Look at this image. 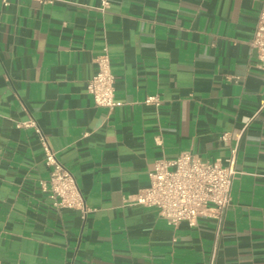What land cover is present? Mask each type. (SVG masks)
I'll return each mask as SVG.
<instances>
[{
  "label": "crops",
  "instance_id": "crops-1",
  "mask_svg": "<svg viewBox=\"0 0 264 264\" xmlns=\"http://www.w3.org/2000/svg\"><path fill=\"white\" fill-rule=\"evenodd\" d=\"M264 0H0V261L210 264L216 221L132 204L156 160L238 149L216 264H264ZM107 49L113 109L87 91ZM157 97L159 105L147 104ZM34 121L90 209H57ZM228 133L223 141L222 135Z\"/></svg>",
  "mask_w": 264,
  "mask_h": 264
},
{
  "label": "built area",
  "instance_id": "built-area-1",
  "mask_svg": "<svg viewBox=\"0 0 264 264\" xmlns=\"http://www.w3.org/2000/svg\"><path fill=\"white\" fill-rule=\"evenodd\" d=\"M6 3V0H2ZM251 47L256 53L259 68L264 71V1L257 18ZM97 73L88 81L87 91L97 107L113 109L123 105L116 99L115 76L107 49L96 59ZM147 104L159 105L157 97H148ZM17 127H34L40 135L46 152V165L50 167V178L42 182L43 191L48 192L57 209H74L86 218L90 209L78 187L73 174L57 159L34 121L18 123ZM229 134L221 139L226 141ZM238 149L231 150L224 162H211L192 152L180 153L173 159L156 160L149 174L150 185L139 191L132 200L133 205L155 208L161 217L174 225L187 222L195 226L202 219L216 221V239L210 264H216L220 238L223 233L227 209L231 202L232 186L237 174ZM0 264H3L0 261Z\"/></svg>",
  "mask_w": 264,
  "mask_h": 264
}]
</instances>
